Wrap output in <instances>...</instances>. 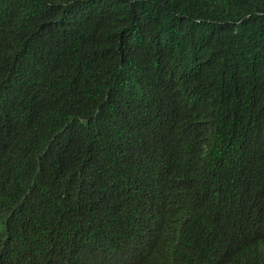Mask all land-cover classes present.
I'll use <instances>...</instances> for the list:
<instances>
[{"label":"trees","instance_id":"obj_1","mask_svg":"<svg viewBox=\"0 0 264 264\" xmlns=\"http://www.w3.org/2000/svg\"><path fill=\"white\" fill-rule=\"evenodd\" d=\"M0 264H264V0H0Z\"/></svg>","mask_w":264,"mask_h":264}]
</instances>
